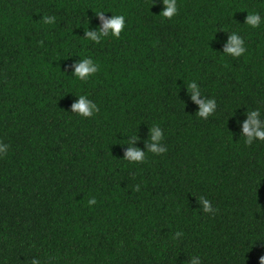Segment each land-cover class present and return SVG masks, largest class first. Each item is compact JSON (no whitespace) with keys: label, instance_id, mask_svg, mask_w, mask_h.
Masks as SVG:
<instances>
[{"label":"trees","instance_id":"trees-1","mask_svg":"<svg viewBox=\"0 0 264 264\" xmlns=\"http://www.w3.org/2000/svg\"><path fill=\"white\" fill-rule=\"evenodd\" d=\"M154 3L0 0V264H260L264 142L238 124L264 108V25H243L264 0H177L171 20ZM97 11L126 16L119 39L83 40ZM223 31L244 37V56L220 53ZM84 57L100 65L87 82L67 72ZM192 81L217 102L207 119ZM81 94L95 117L71 113ZM154 124L166 153L126 161Z\"/></svg>","mask_w":264,"mask_h":264},{"label":"clouds","instance_id":"clouds-1","mask_svg":"<svg viewBox=\"0 0 264 264\" xmlns=\"http://www.w3.org/2000/svg\"><path fill=\"white\" fill-rule=\"evenodd\" d=\"M163 10L159 16L171 20L179 11L177 0H160ZM152 7L156 6L154 0H150ZM151 7V8H152ZM150 8V9H151ZM96 17L99 19V27L92 30L87 27L84 30L83 40L90 41L94 44H101L108 38L119 39L121 34L125 32L127 27L126 16L123 14L106 15L104 11H97ZM56 22L54 16H44L43 23L46 25H53ZM243 25L249 28H260L264 25V15L260 12H248ZM225 32V31H223ZM227 40L223 45L222 55L230 56L232 58H239L246 54L248 51L244 37L236 31H227ZM100 71V65L91 57H84L75 60L67 72L71 73L74 77L82 82H87ZM189 100L198 107L196 115L202 119L215 114L217 110V102L215 99L205 97L197 84L192 81L186 87ZM76 97L71 105V113L78 115L83 119H90L100 111L97 103L90 99L87 94H81ZM245 119L239 122L240 135L244 138L247 145H252L256 142H264V108L257 107L244 113ZM165 138L164 130L158 125L154 124L149 128V137L145 143V149L141 150L135 145L139 143V138L136 134L131 135L125 144V160L131 164H141L145 161L149 154L154 156L164 155L167 151L163 146ZM9 145L0 141V156L7 154ZM137 190H139L137 188ZM89 205L97 203L95 198L89 200ZM200 203L203 205L206 212H212L213 208L211 202L204 197L200 198ZM32 264H40L38 259H33ZM191 264H200L199 257L194 256L191 259ZM260 264H264V257H261Z\"/></svg>","mask_w":264,"mask_h":264}]
</instances>
